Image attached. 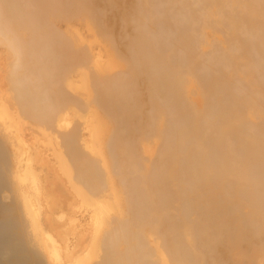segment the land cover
I'll list each match as a JSON object with an SVG mask.
<instances>
[{"label":"bare ground","instance_id":"1","mask_svg":"<svg viewBox=\"0 0 264 264\" xmlns=\"http://www.w3.org/2000/svg\"><path fill=\"white\" fill-rule=\"evenodd\" d=\"M123 1L0 0V55L7 54V60L14 56L17 61H15L16 69L14 68L16 64L14 63L13 66L11 62H8V66L11 68L8 71L0 67V75L10 73V76L4 75L6 78L9 77L6 82L11 81L13 85H18L13 88V94L9 95L11 98L9 103L13 105V108H10L12 105L8 103L10 107H0V137L9 144L14 141L25 144L26 137L30 135L31 138L34 137V140H38L40 134L58 133L65 128L66 122L64 121L66 119L64 120V116L69 112L77 119H85V115L88 114L92 122L95 123L88 131L91 136V140H87L88 144L84 142L87 138L82 139L85 128L76 120L74 124L72 123L73 126H76L65 131L66 133L62 132L64 133L63 142L60 140L61 134L60 137H58L59 133L57 134L58 139L60 138V142L57 141V145H59L57 148H60V144L63 143L65 147L63 151L65 150L64 153L67 152V155L58 151L61 156L60 153L54 154L59 158H56L55 155H53L54 159L53 157L48 158L45 156L46 154L45 157L31 158L39 163L38 167H32V162L29 165L28 157V159L16 158L13 163L15 170L21 168L18 172L20 180L25 183L27 180L26 190H29L30 197L23 198L22 213L27 215L30 220L28 221L29 225H34L35 232H38L47 244L46 250L42 251L46 264H84L87 259L85 257L89 255L87 251L89 246L93 248L104 241L107 255L97 264H264V131L262 133L261 130H258L263 135L256 133L257 126L261 125L262 130L264 129V83H259L257 79L260 74L256 73L260 69L262 72L264 65H261L264 63L255 73L252 70L259 67L249 68L250 50L260 42V45L264 47V23L258 20V14L262 10L256 13L254 10L257 5L252 0H197L199 3L202 2L200 11H198L199 8L193 11L191 8L194 5L191 8L188 7L185 0H165L170 8L177 10L176 13L182 10V12L187 10L189 13L192 12L191 17L188 12L186 15L188 13L193 20L192 23H196V27H194V23L190 28L188 23L189 27L181 22L182 26L186 27L174 30L175 33L172 32V28L171 30L166 28L172 32L171 37H177L172 40L173 38H168L167 35L163 37L165 34L161 33L162 39H166L165 43L170 44V46L167 44L168 48H163L161 47L162 42L158 41L161 43H158L160 46L154 45L155 40L151 42L150 39H145L139 34V26L140 28L144 27L149 35L152 34L151 32L153 35L154 31L157 32L155 29L153 31L157 16L154 17L150 11L153 5L149 0H136V2L125 0V3H129L128 10L121 14L118 20L120 23L117 19L109 17L110 13L115 11ZM255 1L257 2V0ZM263 2L261 1V4L258 3V5H262ZM177 3L182 5L178 6ZM195 4L197 5L196 1ZM174 6L178 9H174ZM179 8L183 9L179 11ZM228 8L237 11L239 9L240 12L238 14L233 10L234 14L238 15L233 16V12H230L232 16L230 17ZM167 10L170 12L171 9ZM168 12H166L167 15ZM185 12L180 14L181 16L179 15L180 18ZM227 12L230 19L224 14ZM173 13L172 17L176 15L175 12ZM170 14L168 17L171 16ZM172 17L168 19L169 26L171 25L170 21L176 20ZM189 17L187 16L185 21H188ZM161 19H156V21L160 22ZM181 19L179 22L178 20L173 22L177 24L176 27H180L178 23ZM165 20L162 22L166 23ZM130 24L134 27H132L134 33L124 43L122 49L124 55L119 56V53H116L118 51L117 39L121 36L119 28L120 26L125 28ZM171 26L175 28V26ZM222 28L223 32L229 36L225 37V33V35L220 33L221 36L230 37L222 42L224 47L230 45L235 49L230 51L228 49L230 47H227L229 51H226L224 48L223 57L220 59L229 63L221 62V64L228 65H225L226 67L221 65L223 70L218 67L219 65L217 66L218 70L224 71L222 74L219 72L220 70H216L213 63L215 61L220 63L221 60L218 58L221 54L216 57L215 61H213L215 56L211 57L213 59L211 64H214L215 69L213 71H218L220 75H217L218 72L216 75L211 73L213 75L209 77V72H213L210 69L207 78L203 71L206 66L207 69L210 67H208L209 64H206L207 61L200 57L204 56L202 53L211 40L209 34L217 30L222 32ZM177 31L178 33H176ZM240 31H246L245 35L248 32L252 33H249L247 40L250 38V34L254 36L258 34L255 36V40L256 37L259 40L253 42L254 40L250 38L252 43H256L255 45H252L251 41L247 42L246 39L244 42L242 38V40L239 38ZM221 36H219L220 40L219 38L215 39L221 42ZM156 37L158 38L157 35H155ZM257 41L260 42L257 43ZM153 49L157 50L153 52ZM175 50L182 52L181 60L175 58ZM219 51L221 50L219 49ZM257 51H259L258 48ZM14 59L11 61L14 62ZM204 59L207 57L204 56ZM257 59L261 60L259 57ZM201 61H205L202 64H206L203 66L204 69L201 67ZM208 62L210 63L209 60ZM198 65H201V72H203L202 75H206L205 78L204 75H201ZM225 68L228 69L224 70ZM262 75L264 77V73ZM233 76H236L241 84L243 82L246 89L243 85L242 88L238 84L239 81L235 80ZM254 76H256V80ZM5 77L4 79H6ZM263 77L259 80L263 81ZM232 79L237 81V89L239 85L241 92L243 89L246 90L243 92V96H241L243 93L238 95L237 92H240L238 90L235 91L237 96L229 92V86L235 83ZM139 87H144L145 92L142 93ZM234 88L236 89V87ZM6 92L9 91L3 89L0 76L2 97L6 98ZM103 94H106L104 95L105 99L102 97ZM226 95L229 96V98L226 97L227 105L226 102L223 103ZM257 95L259 96L257 97ZM209 96L214 97V101L219 107L216 113L217 108L209 105L213 102L210 98L208 99ZM13 99L14 103L11 102ZM147 102L153 107L152 110L150 108L148 111L145 110L148 112L147 114H150V119H148L152 120L153 127L149 126L151 124H143L142 120L147 116L145 111L143 112L145 108L142 105ZM19 106H23L22 108L25 110ZM210 109H213L214 115ZM21 115L29 118L30 125L12 135L14 133L11 130L12 121L18 120L22 117ZM169 115L172 118H168L169 121L172 120L168 122L170 124L173 123L172 116L174 115L176 118L177 128L175 122V126L169 124L173 129L176 128L175 131L167 124L166 117ZM211 117L212 119H210ZM105 118L109 122L111 120L113 131L106 130L105 127L98 130L99 124L106 122ZM149 121L147 123H150ZM19 123H22L21 126L24 125L23 122ZM119 125L127 126L122 129L130 140L120 136L121 133L124 134L123 130L122 132L116 131L118 129L121 131V128H117ZM166 129L170 132L174 131L175 133L171 132L174 135L169 133L166 135ZM102 131L109 135L107 138L110 141L106 146L110 150L107 149V151L110 152L112 149L120 151L121 149L119 154L127 156L128 161L124 160V163H127L124 171L127 170L126 174L130 178L131 172L135 175L134 178H131L133 184L125 178L123 171H121L122 176L120 175L119 167L124 166L123 160L122 163L119 161L121 159L115 161L113 156L116 155V151L114 155L113 151L111 152L113 156L108 153L115 162L111 160L112 163L109 164L106 161L104 153L101 152V137L98 136V133H102ZM131 134L138 135L131 137L129 136ZM164 135L165 137L170 135L168 141L163 139ZM120 137L124 138L123 141ZM162 140L168 143L161 142ZM49 142L52 143V141ZM81 142L86 146L91 145L88 146L91 148L90 154H86L88 150H82L84 144ZM51 143L47 144L48 148H51ZM152 143L154 146L155 143H165V146L162 147L163 145L159 144L161 147L159 149L156 147V150ZM136 144H138V148L135 147ZM1 146L4 147V145ZM54 149L57 150L56 147ZM136 149L140 150L141 156L142 154L152 155V153L154 155L158 151L155 163H150L154 157L145 158L142 156L145 158L143 160L139 152L138 156L141 158H138ZM53 152L50 153L53 154ZM34 153L36 154V152ZM68 155L69 158H67ZM149 159L151 160L147 163L146 160L149 161ZM256 165L261 166L259 169L261 168L262 177L259 176V172H253L255 169L258 170ZM151 167L154 168V173L150 172ZM138 174L139 176H137ZM158 175L159 179L156 178ZM1 176L0 179H2ZM114 176L120 177L118 178L121 189L126 193L123 201L115 193V187L113 188ZM130 183L132 186L129 185ZM134 184L136 187L139 185V189H134L137 194L135 195L136 199L133 196L134 191L131 192ZM164 188L167 191H164ZM18 191L21 193L22 189ZM162 191L168 192L165 193L168 194L167 197L161 193ZM101 192L102 194L106 193L107 196H114L113 205H111L116 209L117 214L121 215L122 220H118L120 223L116 224L117 227L113 232L107 231L108 233L99 235L94 228L104 219L105 209L102 205L105 203L102 201H106L105 195L97 197ZM159 193L168 199H164V203L167 201L171 207H167L166 204L164 206L162 195ZM71 194L77 196L81 202L76 207H70L72 213L66 214L69 211L66 204L69 203L68 196ZM54 196L56 200L51 203L50 199ZM142 196L144 198L142 200L148 205L141 204L140 197ZM39 197L40 204H38ZM5 198L3 199L5 200ZM70 199L73 200H71V204L77 201H74L73 195L70 196ZM122 202L125 203L124 209ZM36 203L38 207H36ZM89 210L92 217L89 218L88 225L77 224L79 216H81H78L77 213H84L83 216H85ZM165 215L168 217L172 215L174 218L171 216L172 219L165 218ZM111 216L113 219L114 216ZM54 217H63L67 221L64 223L67 226L66 231L61 229L58 223L56 224L57 221L52 225ZM166 219H174V221L170 223ZM6 225L8 224L6 223ZM2 226L0 227L2 228ZM111 229L113 228L111 227ZM17 240L15 239L16 242H18ZM5 241L7 242V240ZM5 241L2 242L5 243ZM13 245L15 247L16 244L13 242ZM20 246L26 248L25 245L21 244ZM2 248L0 256L3 257L5 251L1 253L4 250ZM8 248L10 250L8 246L7 249L5 248L7 253ZM93 251L89 252L94 254ZM15 252H11V254L14 255ZM21 252L18 251L16 254L20 255ZM214 253H219V255L215 256ZM7 258L5 257L8 262ZM19 259L17 260L19 261ZM22 261L19 263L23 264ZM12 262L11 264H14Z\"/></svg>","mask_w":264,"mask_h":264},{"label":"rangeland","instance_id":"2","mask_svg":"<svg viewBox=\"0 0 264 264\" xmlns=\"http://www.w3.org/2000/svg\"><path fill=\"white\" fill-rule=\"evenodd\" d=\"M126 1H128V0H126ZM132 1H135L136 2V0H131V1H129V2H132ZM150 1V3H151V5H153V8H152V10L150 9V11L152 12V14H153V16L154 17H156L157 16V18H155V21H156V19H161V23L164 25V24H166V25H168V26H166V25H162L158 20V23H157V21H156V24H155V21H154V28H153V31H154V29L155 30H157V32H159V33H157L156 31H154L155 33H154V35H153V32H151L152 34L151 35H153L152 36V38H151V35H149V32H146L145 31V29H144V27H141L140 28V26H139V34H141L142 36H144L145 37V39H150L151 40V42L152 41H154L155 40V42H153L154 43V45L155 44H157V46H160L158 43H160V42H162V46L161 47H166V48H168V45L170 46V44H166L165 43V40H163L162 38L163 37H165L166 35V37H168V38H173V37H171L172 36V32H174L175 33V31L176 30H179V29H183L184 27H186L185 25H187L188 27H189V25H190V28L191 27H193V25H194V27H196V23L195 22H193L192 23V19L190 18L191 17V14H192V12H190L189 13V10H187L186 12H188L189 13V15H190V17H189V15H188V13H187V15H186V12H185V14L184 15H182V19L180 18V14H182V13H184V12H182L183 10V8H179V11L180 10H182L181 12H177L176 13V11L177 10H173L172 8H170L169 6H168V4H167V2L165 1V0H163V2H161L162 0H149ZM185 1H187V3H188V7H190L191 8V6L192 5H194V6H192V10L194 11V9L195 10H197L198 8H199V10L198 11H200L202 8H200L202 5V2L200 1V3L199 2H197V0H195L196 1V3H197V5L195 4V1H193V4H192V1L191 0H185ZM191 1V2H190ZM248 1H251V0H248ZM253 1V3L255 2V4L257 5V6H255V10L254 11H256V13H259L260 12V10H262V12H260V14H258V20H260L262 23H264L263 21H264V14H263V11H264V0H261L263 3H262V5H260L261 4V1L260 0H257V2L255 1V0H252ZM259 1V2H258ZM154 2V3H153ZM190 2V3H189ZM125 0L123 1V2H121V4L119 5V7L115 10V11H113L112 13H110L111 14V16L109 15V17H111V18H114V19H117V21L120 19V16H121V14L125 11V12H127V10H128V4L129 3H125ZM258 3H260L259 5H258ZM160 4V5H159ZM189 4H190V6H189ZM158 5V6H157ZM177 5H178V3H177ZM180 5H182V4H179L178 6H180ZM123 6V7H122ZM156 6V7H155ZM163 6V7H162ZM175 6H176V4H175ZM174 6V9H178L177 7H175ZM152 7V6H151ZM173 7V6H172ZM194 7V8H193ZM258 7V8H257ZM263 7V8H262ZM165 8V9H164ZM171 9L170 10V12H168V10L167 9ZM189 8V9H190ZM262 8V9H261ZM191 9H190V11H191ZM232 9V8H231ZM231 9L230 8H228L227 10H228V12H229V15H230V17H232L231 16V13L233 12V16H236V15H238L239 13L238 12H240V10L238 9V11L237 10H235V9H232V11H231ZM259 9V10H258ZM165 10H166V12H168V15H167V13L165 12ZM173 10V11H172ZM186 10V9H185ZM230 10V11H229ZM236 11V13H238V14H234V11ZM158 11V12H157ZM161 11V12H160ZM171 11H172V13H171ZM258 11V12H257ZM173 12H175V14L178 16H174V17H172L173 16ZM196 13H197V11H195ZM228 12L227 13H224L225 15H227L228 14ZM231 12V13H230ZM161 13V14H160ZM165 13V14H164ZM171 13V14H170ZM199 13V12H198ZM160 14V15H159ZM165 15V18L163 19V17H164V15ZM169 14L171 15L170 17H172V18H174V19H176V20H174L173 22H177V20H178V22H179V20L181 19V21H180V23H178V25L180 26V27H176V23L174 24L172 21H170L171 23V25H173V26H175V28H173L171 25L169 26V21H168V19L170 18V17H168L169 16ZM262 14V15H261ZM166 15H167V17H168V19H166L167 17H166ZM180 15V16H179ZM187 16L189 17L188 19V21H185V20H187ZM227 17H228V19H230V17L227 15ZM262 17V18H261ZM177 18H179V19H177ZM184 18V19H183ZM260 18V19H259ZM166 19V20H165ZM162 20H165L166 21V23H164V22H162ZM184 22H183V21ZM263 20V21H262ZM191 21V22H190ZM119 23H120V21H118ZM184 24L185 23V25H184V27L182 26V23ZM189 25H188V24ZM181 24V25H180ZM128 26V27H127ZM125 28H122V26H120V28H119V31H120V33H121V36L117 39V43H116V45H117V49H118V51L116 52V53H119V56H121V55H124V52H123V47H124V43L127 41V39L129 38V36L130 35H132L133 33H134V27H133V25H127ZM162 26V27H161ZM133 27V28H132ZM158 28H159V30H158ZM170 29L171 30V28H172V32L170 31V30H167V29ZM142 29V30H141ZM133 30V31H132ZM175 30V31H174ZM141 31H142V33H141ZM161 31V32H160ZM171 32V34H170V32ZM219 30H217L216 32H211L210 34H209V37H211V40H209L210 42H209V44L207 45V47L205 48V51H204V53H202V55H204L205 56V58L207 57V59H204V56L203 57H200V58H203L202 60H206L207 62H206V64L208 65L209 64V66L208 67H210V68H208L207 69V66H206V68L205 67H203V66H205L206 64H204V65H202L203 63H205V61H201V67H203V69H204V71L203 72H205V74L207 75V78H208V72L210 71V69H211V71H215V69H214V64H215V67H216V70H218L217 68L218 67H220V69H222V67H221V65H224V64H221V62H223V63H225V62H227V63H229L228 61H222V58L220 59V57H223V51L225 50L224 48H226V51H229L228 49H230V51H232V50H234L235 49V47L233 48L232 46V48L230 47V45H228L227 47H230V48H228L227 49V47H224L225 45H224V43H222V42H225L226 41V39H229L230 37H228V38H225V37H227V36H229L228 34H226V32H223V28H222V32H218ZM242 31V30H241ZM240 31V32H241ZM144 32H146V33H144ZM246 31H243V32H241V36L239 35V38L241 39H243V41H244V39H246V41L247 42H250L252 39L254 40L253 42H256V40H259V39H257L258 37H256V40H255V36L256 35H258V34H256L255 36L254 35H251L252 33L251 32H248V34L247 35H245L246 33H245ZM261 32V31H260ZM264 32V31H263ZM262 32V33H263ZM157 33V34H156ZM165 34V35H163V37H162V34ZM176 33H178V31L176 32ZM220 33H223L222 35H225V37L223 36H221V34ZM225 33V34H224ZM249 33H251L250 34V38H251V40H250V38L247 40V38L249 37ZM145 34V35H144ZM160 34V35H159ZM215 35V36H213V35ZM147 35V36H146ZM155 35H157L158 36V38L156 37L155 38ZM212 35V36H211ZM216 35H217V37H216ZM149 36V37H148ZM173 36H176V35H173ZM219 36H221V42L219 41L220 40V38H219ZM244 36H247V37H244ZM160 37V38H159ZM177 37V36H176ZM176 37L175 38H173L172 40H174V39H176ZM213 37V38H212ZM252 37H254V38H252ZM154 38V39H153ZM215 38H219V40H217V39H215ZM159 39V40H158ZM163 40V41H161V40ZM225 39V40H224ZM241 39V40H242ZM170 41H171V39H169ZM157 41V42H156ZM158 41H160V42H158ZM170 41H169V43H170ZM213 41H215L214 43H213ZM246 41H244V42H246ZM163 42H164V44H163ZM167 42H168V39H167ZM258 42H260V41H257V43ZM171 43H172V41H171ZM173 43H174V41H173ZM214 44V46H213V44ZM250 43H252V41L250 42ZM261 43V42H260ZM260 43H258V45H260ZM218 44V45H217ZM256 44V43H255ZM254 43H252V45H255ZM163 45H165V46H163ZM173 45V44H172ZM258 45H255L256 47L258 46ZM157 46H154V47H157ZM218 46H220V47H218ZM256 47H254L253 49H254V53H253V49L252 48H250V49H252V50H250L251 52L249 53V59H250V62H249V68L250 69H255V68H257V67H259L262 63H264V47H262V45H260L259 47H257L258 48V50L259 51H257V48ZM214 48V49H213ZM255 48H256V50H255ZM260 48H261V50H260ZM1 49V48H0ZM219 49L221 50V51H219ZM157 50V49H156ZM155 49H153V52H155L156 51ZM214 50H216V51H214ZM263 50V51H262ZM261 51V52H260ZM115 52V51H114ZM175 52V58L176 59H182V52H180L179 50H175L174 51ZM217 52V53H216ZM218 52H220V53H218ZM123 53V54H122ZM207 53V55H205ZM209 53V54H208ZM216 53V54H215ZM149 55H151L152 53H148ZM173 54V53H172ZM210 54H211V56H210ZM215 54V55H214ZM221 54V55H220ZM224 54H226L225 52H224ZM253 54V55H252ZM257 54V55H256ZM118 55V54H117ZM220 55V56H219ZM5 56H6V58H5ZM7 54H5V53H3V54H1L0 55V61H1V63H0V67H2L3 69L5 68L6 69V71H8L9 69H11V68H9V64H8V62H11L12 64L11 65H13L14 63H15V59H14V56L13 57H11V59L9 58L8 60H7ZM214 56H215V58H214ZM219 56V58H218V60L220 59L221 61H219L220 63H218L217 61H215V60H217V58L216 57H218ZM210 57V59H208ZM211 57H213L214 58V60L213 59H211ZM252 57H253V60H252ZM256 57V58H255ZM260 58L261 60H259V59H257V58ZM199 58V59H200ZM225 58H227L226 56H225ZM12 59H14L13 61L14 62H12L11 60ZM7 60V61H6ZM208 60L210 61V63L208 62ZM211 60H213V61H215V62H213L214 64H211L212 62H211ZM224 60V59H223ZM255 60H256V62H255ZM260 63H259V62ZM262 61V62H261ZM17 62V61H16ZM216 63H218V64H216ZM251 63H253L252 65H251ZM16 64V63H15ZM7 65V66H6ZM10 65V66H11ZM219 65V66H218ZM226 65V64H225ZM224 65V66H225ZM264 64H262L261 66H263ZM14 66V65H13ZM17 66V64L14 66V68ZM199 65H198V67H200ZM218 66V67H217ZM223 66V67H224ZM226 66H228V65H226ZM225 66V67H226ZM254 66H255V68H254ZM201 67H200V72H201ZM211 67H213V68H211ZM264 67V66H263ZM262 68V67H261ZM16 69V68H15ZM219 69V70H220ZM228 69V68H227ZM226 68L224 69V70H227ZM258 69H260V67L259 68H257V69H255V70H252L254 73L258 70ZM264 69V68H263ZM263 69H262V72H260L261 71V69H260V71H257L256 73H258L259 72V74H260V77L259 78H262L263 77V75L261 76V74L262 73H264V71H263ZM14 70V69H13ZM218 70V71H219ZM223 70V69H222ZM207 71V72H206ZM209 72V77L210 76H212L211 75V73H215L214 75H216L217 74V72L218 71H216V72ZM198 72H199V70H198ZM199 72V73H200ZM203 72H201V75H202V73ZM221 74L224 72V71H222L221 72V70L219 71ZM218 72V74L217 75H220V73ZM205 74H203L204 75V78H205ZM4 75L7 77L8 75L10 76L11 74L10 73H8V75L7 74H5L4 73ZM3 74L2 75H0L1 76V85H2V87H3V89H7L9 92V94L6 92V98H5V96L4 97H2V93H0V107L1 106H6L7 108L8 107H10V106H8V104L9 105H12L11 103H9L10 102V100H11V98H10V94H13L12 92H13V88H16V86H18V85H13V83L10 81H8L9 82V84H7L8 82H6L7 80H9L8 78H6L5 76H4ZM200 75V74H199ZM202 75V76H203ZM255 75V74H254ZM4 77L6 78V79H4ZM255 77V80H256V76H254ZM233 78L235 79V80H237L236 78V76L234 77L233 76ZM259 78L257 79L258 81H259V83L260 82H263L264 83V80L262 81L261 79L259 80ZM264 78V77H263ZM234 79H232L233 80V82H235V80ZM237 81H239L238 82V84L243 88V86H244V89H246V87H245V85H244V83L242 82V84H241V82H240V80L238 79ZM237 81L234 83V84H232V85H230L229 87H230V90H229V92L230 93H232V94H234V96H237V93H238V95H241V93H243V92H246V90H244L243 89V92H241L240 91V89H241V87L238 85V89H237ZM257 81V82H258ZM232 82V83H233ZM11 84V85H10ZM9 85L11 86L10 87V89H9ZM243 85V86H242ZM13 86V87H12ZM15 86V87H14ZM236 87V89L234 88V87ZM240 87V88H239ZM139 89L141 90V92L142 93H144L145 92V90H144V87H139ZM237 90L238 91H240V92H237ZM235 91L237 92V93H235ZM230 93H228V94H230ZM8 94V95H7ZM10 95V96H9ZM104 95H106V94H103V98L105 99V96ZM244 95V93L241 95V96H243ZM9 96V97H8ZM259 95H257V97H258ZM226 97H228L229 98V96H225L224 97V102L223 103H225L226 102V105L228 104L227 103V98ZM106 98H107V96H106ZM211 99V101H213V102H211V103H213V104H211L210 103V101H209V105H211L210 107H212V105L215 107V108H217V110L215 111V113L218 111V109H219V107H217L218 105H217V103L214 101V97L213 96H209L208 97V99ZM4 99H6V100H9V101H6V100H4ZM227 99V100H226ZM11 102H15V100L13 99ZM8 103V104H7ZM160 104H162V103H160ZM215 104V105H214ZM149 105V106H148ZM163 105H164V103H163ZM143 108H145V109H143V112L147 109V111L148 110H152L153 109V107H151V105L149 104V102H147V103H143ZM23 107V106H22ZM21 106H19V108H21V109H24V108H22ZM209 107V108H210ZM214 107H213V109H214ZM10 108H13V105H12V107H10ZM150 108V109H149ZM213 109H210V110H212L211 111V113H213V115H214V112H213ZM25 110V109H24ZM24 110H23V112H24ZM99 112L100 113H102V111L101 110H99ZM151 112V111H150ZM145 113V115L148 113V112H144ZM25 114V113H24ZM150 114H147V116H146V118L145 119H142L143 121V124H145L146 123V125L147 124H151V125H149V126H152V124L153 123H151V121L152 120H150L149 121V119H150V116H149ZM22 117L21 118H19L18 120H13L12 121V124H13V126L11 127V130H13V134L12 135H15V132H19V131H21V130H24L25 128H28L29 127V125H30V123H29V118L27 117V116H25V115H21ZM88 116V117H87ZM212 116V115H211ZM24 117H27V118H25L24 119ZM70 117V118H69ZM170 117V115L168 116V117H166V119H168ZM174 119H175V121H174V119H173V123H168V122H170V121H172V120H170L169 121V119H168V121H167V124H168V126H169V124L170 125H172V124H174V122H175V124H176V128H177V123H176V118H175V116L173 115L172 116ZM212 117H214V116H212ZM212 117L210 118V119H212ZM149 118V119H148ZM171 118V117H170ZM66 119V120H65ZM74 119V120H73ZM106 119V118H105ZM172 119V118H171ZM25 120H26V123H25ZM64 122H66L65 123V128L63 129V130H61L60 132H58L59 133V135H58V137H60V134H61V142H63L62 141V137H64V133H62V132H67V131H69L70 129H72L74 126H76V125H72V123L74 124V122H75V120L77 121V122H79V123H81V125L82 126H84L83 128H85V129H83V134H82V139L83 140H85L86 138V140L84 141V142H87L86 144H88V141H90L91 140V136L88 134L89 132L88 131H90V127L94 124L95 125V123H93L92 122V120H91V117H90V115H88V114H86L85 115V119H77V118H75L74 116H73V114L71 113V112H69L68 114H65V116H64ZM150 122V123H147L148 121ZM18 121V122H17ZM70 121H72V122H70ZM145 121H147V122H145ZM19 122H23V124L24 125H22L21 126V124L22 123H19ZM92 122V124L90 125V123ZM105 122V121H104ZM15 123V124H14ZM110 123H112L111 122V120H110V122L106 119V122L105 123H101V124H99V127H98V130L102 127H105L106 128V130H110V131H113L114 130V128H113V126L110 124ZM27 124V125H26ZM77 125H78V123H76ZM175 124L173 125V126H175ZM26 125V126H25ZM145 125V126H146ZM28 126V127H27ZM154 126V125H153ZM152 126V127H153ZM260 126V127H259ZM259 126H257V134H261V135H263L262 133V131H264V129L262 130V128L263 127H261V125H259ZM25 127V128H24ZM124 127H127V126H123V125H119V126H117V128H121V131H120V129H118V130H116L117 132H122V128H124ZM169 127H171V126H169ZM68 128V129H67ZM172 129H173V127H171ZM176 128H174L173 130L175 131V129ZM259 128H261V129H259ZM17 129V130H16ZM167 129H169V128H167ZM166 129V130H167ZM255 129H256V127H255ZM254 130V129H253ZM261 130V132L262 133H260L259 131ZM173 131V132H174ZM255 131V130H254ZM65 132V133H66ZM172 132V131H171ZM171 132H170V130L168 131H165V134L166 133H169L170 135H174V134H171ZM172 132V133H173ZM259 132V133H258ZM58 133H43V135H39V139L41 140H34V137H32L31 138V135H30V133H29V135L30 136H28V137H26V141H25V144L23 143V142H18V141H14L12 144H9V143H7V142H5V139L4 138H1L0 137V146L1 145H4V147H0V150H2V151H0V156H3V157H0L1 158V160H0V176H1V178L2 179H0V226H2L3 224V226H2V228L0 227V236H2V237H0V241H1V244H0V250H1V248L3 247L4 248V244H5V248L7 249V246L8 247H10V250H11V248H12V246H13V248H12V250H11V252H21V251H23V252H21L20 253V255H19V253H17L16 254V252H15V254L13 255V254H11V252H10V250H9V248H8V253H7V250L4 248V250H2L1 251V253H3V251H5V253L3 254V257L2 256H0L1 257V260H0V264H8V262H10L9 264H11V262L12 263H14L15 264V262H16V264H20L21 263V261H22V263L23 264H46V261H45V258L43 257V250L45 251L46 250V248H47V244H46V242H45V240H44V238L42 237V236H40V234H38V232L36 233L35 232V228H34V225L33 226H30L29 225V223H28V221H30L29 219H28V217H27V215L26 214H24V213H22L23 212V209H22V200H23V198L24 197H30V195H28V193H29V190L27 189L26 190V183H27V180H26V183L25 182H23L22 180H20V176L18 177V172H19V170L21 169H19L18 168V170H15L14 168H13V163L16 161V158L17 159H22V158H26V159H28V162H29V165H30V163L31 164H33V166L32 167H35V166H39V163L38 162H36V160L34 161L33 159H36V158H39V156H43V157H45V156H47L48 158H52L53 157V159L56 157V158H59L57 155H55L54 153H64V151H63V148L65 149V147L63 146V143H61L60 144V148H57V147H59V145H57V141H59V139H58V137H57V134ZM123 133H124V130H123ZM175 133V132H174ZM99 135V137H101V152L102 153H104V156H105V159H106V161L109 163V164H111L112 162H115L116 160H119V159H121V160H119L121 163H122V160H123V166L124 167H119V172H120V175L122 176V174L123 173H121V171H123L124 173H125V178L127 179V180H130V182H131V178H134L135 177V175L132 173H130V171H128L129 173H130V175H129V173H128V175L129 176H131V178L130 177H128L127 176V174H126V171L127 170H125L124 171V169L126 168V165H127V163H124L125 161H128L127 160V156H125L124 157V154H119V153H121L120 151H121V149H120V151L117 149H112V151H113V155L115 154V151H116V155L115 156H113L112 154H111V152L112 151H110V152H108L110 149H109V147H107L106 145H107V143L110 141L109 140V138H107V136H109L108 134H107V132H103L102 131V133L100 132V133H98ZM119 134V133H118ZM122 135V137H125V139L126 140H130L129 138H127V136H125V133L124 134H120V136ZM127 135V134H126ZM135 135H138V134H134V135H129V136H135ZM167 135V134H166ZM170 135H168V137L170 136ZM49 136H51V137H49ZM260 136V135H259ZM164 137H165V135H164ZM167 136L165 137V138H163L164 140H169V138H168ZM172 137V136H171ZM170 137V141H171V138ZM42 138V139H41ZM49 138V139H48ZM89 138V139H88ZM167 138V139H166ZM44 139V141H42ZM107 139V140H106ZM120 139H122L121 137H120ZM124 139V138H123ZM123 139H122V141H123ZM134 139V138H133ZM46 140H48V142L49 141H52V143L51 142H49V143H51L52 145H54V146H50L51 148H48V146H47V144H49L48 142H46ZM88 140V141H87ZM36 141H37V144H36ZM41 143H39V142ZM107 141V142H106ZM167 141H161V142H165L166 144L168 143ZM30 142V143H29ZM35 142V144H33V143ZM60 142V141H59ZM82 144H84L83 142H81ZM106 143V144H105ZM137 143H138V139H137ZM165 143L164 144H160L162 147H164L165 146ZM17 144H19V145H17ZM29 144V145H28ZM39 144V145H38ZM156 145L154 146V144L152 143V146H154L155 148L156 147H158V149L161 147H159V144H157V143H155ZM16 145V146H15ZM24 145V146H23ZM28 145V146H27ZM35 145V146H34ZM36 145H38V146H36ZM43 145V146H42ZM47 146V148H46V146ZM121 145V144H120ZM138 144H136V148H138V146H137ZM26 146V147H25ZM34 146V147H33ZM39 146H42L41 148H38ZM63 146V147H62ZM88 146H91L90 144L89 145H83L82 147H84V149L82 148V150H88L87 152H86V154L88 155V154H90L89 152V150L91 149V148H89ZM118 146V145H117ZM15 147V148H14ZM21 147V148H20ZM25 147V148H24ZM35 147H36V149H35ZM44 147V148H43ZM56 147V149L57 150H55L54 148ZM87 149H86V148ZM107 147V148H106ZM111 147H113V146H111ZM116 147V146H115ZM119 147V146H118ZM117 147V148H118ZM153 147V148H154ZM1 148H3V149H1ZM14 148V149H13ZM29 148V149H28ZM32 148V149H31ZM46 148V149H45ZM56 151H54L53 152V149ZM155 148H154V150H155ZM5 149V150H4ZM26 149V150H25ZM35 151H34V150ZM43 149V150H42ZM50 149V150H49ZM52 149V150H51ZM59 149V150H58ZM106 149V150H105ZM107 149H109L108 151H107ZM25 152H24V151ZM32 150V151H31ZM81 150V151H82ZM138 149H136L135 150V152L137 153V157L139 158L140 156H141V152H140V150L139 151H137ZM156 150H157V148H156ZM19 151V152H18ZM31 151V152H30ZM47 151V152H46ZM58 151H60V152H58ZM66 151H67V149H66ZM22 152V153H21ZM30 152V153H29ZM34 152H36V154L34 153ZM50 152H53V154L52 153H50ZM84 152V153H85ZM138 152H139V154H140V156H138L139 154H138ZM156 152H158V151H156ZM154 153V155H153V153H152V155H147V156H145V155H143L142 154V156H144L145 158H150L151 156L152 157H154V158H152V160L151 159H149V161H147L146 160V162L148 163V162H150V160H151V162L150 163H155V161H156V159H157V157H158V154L157 153ZM26 153V154H25ZM31 153H33V154H31ZM49 153V154H48ZM61 153H60V156H61ZM108 153H110L111 154V156H113L114 157V159H115V161H114V159L112 160V158L109 156V154ZM123 153V152H122ZM4 154V155H3ZM30 154V155H29ZM35 154V155H34ZM42 154V155H41ZM46 154V155H45ZM52 154V155H51ZM68 153L66 152V153H64L63 155H67ZM108 154V155H107ZM157 154V156H155ZM24 155V156H23ZM26 155V156H25ZM45 155V156H44ZM50 155H51V157H50ZM53 155H55V157L53 156ZM31 156V157H30ZM118 156V157H117ZM141 156V157H142ZM20 157V158H19ZM28 157V158H27ZM67 157V156H66ZM140 157V158H141ZM5 158V159H4ZM31 158H33L32 160H31ZM41 158V157H40ZM67 158H69V155H68V157ZM123 158V159H122ZM126 158V159H125ZM143 158V157H142ZM145 158H143V160H145ZM7 159V160H6ZM155 159V160H154ZM69 160V159H68ZM111 160H112V162H111ZM125 160V161H124ZM8 161V162H7ZM153 161V162H152ZM7 162V163H6ZM12 162V163H11ZM4 163V164H3ZM11 164V165H10ZM36 164H38V165H36ZM4 165V166H3ZM6 166V167H5ZM122 166V165H121ZM152 167L154 166V164L153 165H151ZM257 166V169L258 170H253V172H259V176H261L262 177V171L260 172V170H261V168L259 169V166L260 165H256ZM256 166H254V167H256ZM5 167V168H4ZM152 167L150 168L151 170H150V172H152V173H154V168L152 169ZM253 167V168H254ZM261 167V166H260ZM2 168V169H1ZM122 170H121V169ZM128 170H129V168H128ZM153 170V171H152ZM2 171H3V173H2ZM84 171H85V169H84ZM9 172V173H8ZM16 174H15V173ZM79 172H81V171H79ZM86 172V171H85ZM8 175H10V176H8ZM139 173V172H138ZM257 173H254V174H257ZM261 173V174H260ZM119 175V176H120ZM132 175H134L133 177H132ZM4 176V177H3ZM118 176V177H119ZM127 176V177H126ZM137 176H139V174L137 175ZM154 176V175H153ZM251 176H253V175H251ZM257 176V175H256ZM258 176V177H259ZM115 177V176H114ZM117 176L114 178V183H113V188H114V190H115V193H117L118 194V196L120 197L119 199H122V201H123V199H124V196L126 195V193L125 192H123V190L121 189V185H120V182H119V178H118ZM156 177V176H155ZM260 177V178H261ZM264 177V176H263ZM5 178V179H4ZM19 178V179H18ZM154 178V177H153ZM156 178H160V176L158 175ZM155 178V179H156ZM137 180H138V178H136ZM158 179H156V180H158ZM19 181V183H18V181ZM17 182V183H16ZM134 182V181H133ZM135 182H136V180H135ZM128 183H129V181H128ZM132 183V182H131ZM131 183L129 184L130 186H132L131 185ZM133 184V183H132ZM16 186V187H15ZM135 186V184L133 185V187H132V190H131V192L132 191H134V189L135 188H137V189H139V185H138V187H134ZM25 187V188H24ZM5 188V189H4ZM19 188V189H18ZM131 188V187H130ZM166 188V187H165ZM163 189L164 191H167L166 189ZM21 189H22V191H21ZM18 190H20L21 191V193H19V191ZM8 191V192H7ZM24 191V192H23ZM3 192V193H2ZM130 192V191H129ZM130 192V193H131ZM6 193V194H5ZM125 193V194H124ZM129 193V194H130ZM161 193H168V192H161ZM161 193H159V195H162V198H163V200H162V203L164 204V206H166L167 205V207H171V205L169 206V203L166 201V200H168V199H166V197H167V195L168 194H165V196L166 197H164V195L163 194H161ZM4 194H5V196H4ZM132 194V193H131ZM140 194V196H141V193H139ZM6 195H7V198H8V200H7V198H5L6 197ZM73 195V199H74V201H76V203L75 202H72V204H71V200L72 199H70V196H72ZM102 195H105V198H106V201H102L103 203H105V205L103 204L102 205V207L105 209V215H104V219H103V221H101V222H99V224H98V226H96L95 228H94V230H95V232H98L99 233V235L100 234H106V233H111V232H113L115 229L114 228H116L117 227V225L120 223L119 221L120 220H122V217H121V215H118L117 214V212H116V209L114 208V207H112V200H113V198H114V196H112V195H106V193L105 194H102V192L97 196V197H100V196H102ZM135 195H137V194H135V191H134V194H133V196H135ZM60 196V195H59ZM5 198V200L3 199V198ZM160 198H161V196H159ZM12 198V199H11ZM57 198H59L58 196H57ZM68 198H69V200H68V202L69 203H67L66 204V208H68V210L69 211H67L66 212V214H70V213H72V211H71V208L70 207H76V205L77 204H79V202H81V200H79V199H77L78 197L77 196H75L74 194H71V195H69L68 196ZM141 198V204L143 205V203H145L144 202V200H142V198H143V196L142 197H140ZM139 198V199H140ZM161 198V199H162ZM135 199H136V196H135ZM144 199V198H143ZM164 199H166L165 201V203H164ZM53 200V201H52ZM55 200H56V197L54 196V197H52V199H50V201H51V203H53V202H55ZM2 201V202H1ZM73 201V200H72ZM107 201H108V203H107ZM140 201V200H139ZM125 202V201H124ZM124 202H122V207H123V209L125 208V203ZM138 202V201H137ZM11 203V204H10ZM41 203V199H40V197H39V203L38 204H40ZM110 203V205H108ZM140 203V202H139ZM17 204V205H16ZM112 204V205H111ZM146 204V203H145ZM144 204V206H146V205H148V204H146L145 205ZM166 204V205H165ZM67 205H68V207H67ZM75 205V206H74ZM7 206H9V207H7ZM13 206H15V208H13ZM104 206H106V207H104ZM109 206V207H108ZM11 207V208H10ZM36 207H38V205H37V203H36ZM17 210V211H16ZM67 210V209H66ZM12 211V212H11ZM90 212V210L88 211V213H85V216H83L84 215V213H77L78 214V216L79 215H81V216H79V220H78V222H77V224L79 223V224H83V225H88V223H89V218H91L92 217V215L89 213ZM115 214H114V213ZM15 216H14V215ZM26 215V216H25ZM107 215V216H106ZM111 215H113L114 216V218L112 219L111 217ZM53 216H56V215H53ZM111 216V217H110ZM172 217V215H169V217L168 216H164L165 218H171ZM85 217V218H84ZM88 217V218H87ZM108 217V219H106ZM109 217L112 219L111 221L109 220ZM84 218V219H83ZM172 218H174V217H172ZM171 218V219H172ZM13 219H15V220H13ZM81 219H82V221H81ZM115 219V220H114ZM171 219H166L167 221L169 220L170 221V223H172V221H174V219L173 220H171ZM5 220V221H4ZM8 220V221H7ZM12 220V221H11ZM59 220V221H58ZM114 220V221H113ZM119 220V221H118ZM55 221H57L56 222V224L58 223L60 226H61V229H64V231H66V225L64 224V223H66L67 221H65V219L63 218V217H54V223H52V225L53 224H55ZM84 221V222H83ZM166 221V222H167ZM9 222V223H8ZM80 222H82V223H80ZM88 222V223H87ZM109 222L111 223L110 225H109ZM116 222V223H115ZM6 223L8 224V225H6ZM115 223V224H114ZM118 223V224H117ZM169 223V222H168ZM17 224V225H16ZM117 224V225H116ZM19 228H17L16 226ZM63 226V227H62ZM111 227L113 228V229H111ZM4 228V229H3ZM78 228H80V227H78ZM110 228V229H109ZM7 229H9V231L11 232H9V231H7ZM13 229V230H12ZM16 229H18V230H16ZM23 229V230H22ZM1 230H3V231H1ZM20 230V231H19ZM17 231V232H16ZM104 233H103V232ZM108 231V232H107ZM20 235H19V234ZM9 234V235H8ZM11 237V238H8V237ZM4 237V238H3ZM3 238V240H1ZM14 241H13V240ZM15 239L17 240V239H19V240H17L19 243H21L23 246L25 245V247L26 248H23L22 246H20L21 244H19L18 242H16L15 241ZM5 240H7V242L5 241ZM9 240H10V242H9ZM12 240V241H11ZM2 241H5V243H3ZM62 241H63V239H62ZM13 242H14V244H16L15 245V247H14V245H13ZM12 243V244H11ZM19 244V246H18V248H16L17 247V245ZM109 243H111L110 241H109ZM11 244V245H10ZM104 244H106L105 243V241L102 243V242H100L99 243V245L97 246H95V247H93V248H91V246H89V249L87 250L88 251V253H89V255H91V256H89L88 255V257L86 256L85 257V262H84V264H97L98 263V261H100L103 257H106V255H107V253H106V245H104ZM101 245V246H100ZM103 245L105 246L104 248H103ZM2 246V247H1ZM94 246V245H93ZM110 246H111V244L109 245V248H110ZM22 247V248H21ZM2 248V249H3ZM22 249V250H21ZM92 249H94L95 251H93ZM26 250V251H25ZM30 251V252H29ZM89 251H93L94 252V254H93V256H92V254H91V252H89ZM27 252V253H26ZM104 252H105V256H104ZM7 253V254H6ZM9 253H10V257H9ZM23 253V254H22ZM29 253V254H28ZM30 254H31V256H30ZM35 254V255H34ZM2 255V254H1ZM19 257H18V256ZM39 255V256H38ZM214 255L215 256H218L219 255V253H214ZM12 256V257H11ZM34 256V257H33ZM5 257L7 258V257H9V258H7L8 259V262H7V260L5 259ZM29 257V258H28ZM35 257H36V259H35ZM39 257V258H38ZM93 257V258H92ZM20 258V259H19ZM32 258V259H31ZM41 258V259H40ZM90 260H89V259ZM17 259H19V261L17 260ZM94 259V260H93ZM6 260V261H5ZM17 260V261H16ZM40 260V261H39ZM92 260V261H91ZM15 261V262H14ZM33 261V262H32ZM5 262H7V263H5ZM18 262V263H17ZM20 262V263H19ZM40 262V263H39ZM88 262V263H87Z\"/></svg>","mask_w":264,"mask_h":264}]
</instances>
